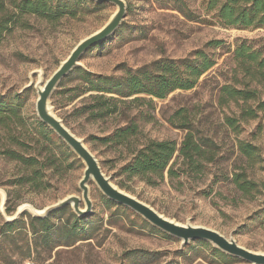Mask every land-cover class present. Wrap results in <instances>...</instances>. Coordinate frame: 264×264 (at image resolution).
Wrapping results in <instances>:
<instances>
[{"label":"rangeland","instance_id":"1","mask_svg":"<svg viewBox=\"0 0 264 264\" xmlns=\"http://www.w3.org/2000/svg\"><path fill=\"white\" fill-rule=\"evenodd\" d=\"M23 1L0 0V28L9 21L0 38V102L3 100L5 107L19 105L16 116L3 112L10 118L0 125V243L4 249L0 264H130L122 257L129 251L152 255L137 264H247L239 258L225 262L212 251L216 249L212 244L202 240L183 246L181 240L109 200L93 181L89 186L92 213L87 223L93 231L92 240L72 247L57 246L63 245L62 240L49 253L48 248H39L43 250L39 259H28L24 244L26 235L31 237L32 214L21 215L15 230L6 227L8 220L24 205L43 211L68 197L82 198L79 183L85 171L73 151L55 133L56 137L49 134V127L42 126L36 111V85L40 79L46 83L81 41L102 30L117 6L92 0H54L55 8L64 9L65 2L70 6L57 18L48 19L23 15L17 8ZM123 1L127 12L121 26L114 35L87 50L80 59L81 66L61 81L50 100L54 113L85 142L116 186V170L129 159L127 149L111 138L119 128L131 120L139 125L143 138L136 146L151 139L174 141L181 147L187 130L179 126L184 124L183 117L189 118L197 138L216 143L215 164H210L204 175L166 176L153 186L136 179L131 189L124 191L170 220L215 230L248 250L264 253V191L247 200L232 184L233 173L248 167L238 149L241 141L259 147L262 162L248 169V174L264 184V113L257 120L243 123L241 134L236 135L227 126L226 117L238 118L243 104L219 103L224 86L257 88L264 100V83L257 85L246 78L234 56L236 47L246 44L264 57V27H224L214 13L205 11L206 0H185L192 19L173 10L172 2L163 7L161 0ZM211 41L223 44L207 47ZM201 50L211 55L216 65L193 90H177L164 100L144 94L130 98L106 94V98L116 99L109 103L96 99L97 93L84 91L80 70L121 77L125 69L136 71L163 59H187ZM99 104L117 110L102 117ZM8 150L35 158L34 166L12 161L5 154ZM34 167L43 168L46 185L41 190L21 180ZM66 208L63 213L54 212L51 221L59 226L70 213L75 214L71 206ZM81 208H86L84 201ZM18 234L22 235L14 243L11 238Z\"/></svg>","mask_w":264,"mask_h":264},{"label":"trees","instance_id":"2","mask_svg":"<svg viewBox=\"0 0 264 264\" xmlns=\"http://www.w3.org/2000/svg\"><path fill=\"white\" fill-rule=\"evenodd\" d=\"M75 1V0H73ZM172 2L173 10L192 19L193 13L188 8L185 0H161L163 7H169ZM54 0H25L17 8L23 15L37 16L53 19L68 10L70 2H65L64 9L55 8ZM205 11L214 13L219 22L227 28H259L264 27V0H206ZM73 12V11H69ZM9 21H4L0 28V38L2 37L6 25ZM221 41H211L207 47H218L222 45ZM235 59L238 61V67L243 71L246 78H250L257 85L264 83V57L260 51L253 50L246 44L238 45L234 52ZM216 65L215 59L206 51H197L192 57L182 60L163 59L149 66L133 71L125 69L123 76H102L94 75L80 70L83 73L86 87L85 92L97 93L96 99L106 100L107 103L116 101L114 96L106 98L107 95H117L121 98H130L137 95H148L153 99L164 100L171 93L177 90H193L199 80ZM135 99L134 101H139ZM243 104L238 118L226 117L227 126L239 135L242 132V124L257 120L261 112L264 113V100L260 96V91L249 89H237L232 86H224L221 89L219 103L227 105L229 103ZM4 101L0 102V125L10 118L6 113L16 116L19 105H7ZM100 116H106L117 110L114 107L105 108L104 104H99ZM7 108V109H3ZM6 113H3V112ZM184 111L178 113L183 115ZM189 118L183 117L184 124L179 128L187 130V134L178 147L174 141H157L145 139L143 143L136 146L143 136L140 127L133 120L126 126L119 128L111 138L116 140V144L124 146L129 159L126 163L117 168L114 178L122 190H130V184L134 180H140L148 185H156L158 181L165 180L166 176L170 179L184 178L190 174L206 173L210 164H215L217 159V145L214 141L207 138H197L193 128L188 124ZM47 128L46 125H42ZM48 133L56 137L53 131L47 129ZM143 138V137H142ZM64 146V143H62ZM240 155L244 159L247 168L240 167L238 172L232 175V184L235 189L247 200H254L258 195L263 194L264 184H259L250 178L248 169H254L256 165L262 162L259 147L246 142H240L238 146ZM12 161L19 162L22 166H29L35 161V158H25L18 152L8 150L5 153ZM176 158L175 161H173ZM181 161L177 168L178 162ZM37 162V161H36ZM33 171L26 173L21 177L24 183L30 184L35 190H41L46 185L44 180L43 168L34 167ZM185 168V169H184ZM120 205V204H119ZM117 205V206H119ZM122 207V206H121ZM127 210L124 206L122 207ZM67 208L58 210L63 213ZM56 212V211H55ZM54 213V212H53ZM51 213L46 219L34 218L30 216L29 237L26 235L25 244L28 259H39L43 250L39 248H48L52 251L55 244L62 240L63 245L72 247L80 242L92 240V230L88 228L90 222V213L87 216H78L76 213H70L65 223L56 225L51 221ZM20 222L14 221L6 225L10 230H15ZM147 224V223H146ZM148 225V224H147ZM91 232V233H90ZM22 234L13 236L11 239L15 243L16 238ZM9 238V237H8ZM9 240V239H8ZM58 242V243H57ZM203 243V242H201ZM206 246H210L204 243ZM14 246H17L14 244ZM212 251L225 262L236 261V257L229 256L213 249ZM0 254H4L2 243H0ZM125 257L130 264H137L139 261L149 260L152 257L149 253L143 251L125 252ZM123 264H129L124 263Z\"/></svg>","mask_w":264,"mask_h":264},{"label":"water","instance_id":"3","mask_svg":"<svg viewBox=\"0 0 264 264\" xmlns=\"http://www.w3.org/2000/svg\"><path fill=\"white\" fill-rule=\"evenodd\" d=\"M92 1L112 3L117 6V12L102 30L81 41L72 51L68 59L60 65L58 70L46 83H43L40 79V82L36 85L38 93L36 111L39 119L44 125L49 127L85 165L84 175L79 183L82 198L78 196H71L44 209L43 211H38L32 206L24 205L18 210L16 215L8 221H17L19 217L26 212L31 213L34 218L46 219L51 213L68 206H71L73 211L78 216H87L92 212V201L89 186L93 181L96 183L104 196L109 200L129 208L153 227L181 240L183 246L188 245L191 241L202 240L212 244L216 249L224 254L239 258L247 264H264V253L248 250L239 245L234 238H227L215 230L193 226L190 223L183 225L170 220L159 214L149 205L141 202L126 191L120 189L113 183L112 178L108 177L103 172L99 161L87 147L85 142L77 137L54 113L50 105V100L61 81L75 68L81 66L80 59L87 50L114 35L126 16L127 5L123 0ZM43 84L44 89L41 90V86ZM83 201L86 205L85 209L81 208Z\"/></svg>","mask_w":264,"mask_h":264},{"label":"bare ground","instance_id":"4","mask_svg":"<svg viewBox=\"0 0 264 264\" xmlns=\"http://www.w3.org/2000/svg\"><path fill=\"white\" fill-rule=\"evenodd\" d=\"M44 89V84L41 86V90Z\"/></svg>","mask_w":264,"mask_h":264}]
</instances>
